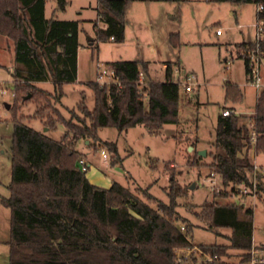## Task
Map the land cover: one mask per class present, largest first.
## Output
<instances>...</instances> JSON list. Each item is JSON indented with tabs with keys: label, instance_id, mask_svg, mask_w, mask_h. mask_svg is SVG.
<instances>
[{
	"label": "trees",
	"instance_id": "trees-1",
	"mask_svg": "<svg viewBox=\"0 0 264 264\" xmlns=\"http://www.w3.org/2000/svg\"><path fill=\"white\" fill-rule=\"evenodd\" d=\"M57 10L65 11L69 0H57ZM134 0H98L99 21L95 23V47L101 41L125 40L127 11ZM155 2L185 0H150ZM234 6L255 4L264 7V0H209ZM48 0H0V36L13 42L15 68L12 72L15 86L13 113L12 175L9 195L0 198L10 217V264H177L179 249L196 247L188 240L192 227L182 233L177 221L180 216L178 199L184 195L176 182L172 167L170 203L154 197L148 189L143 197L129 188L113 182L109 188L97 186L79 166L83 154L77 150L83 139L95 148L106 147L114 156L117 144L101 142V127H114L120 132L144 125L151 134L160 135L165 125L180 122L181 108L193 104L189 93L173 80V63H168L166 81L155 82L149 76L146 62L113 61L108 63L119 83L101 85L89 82L95 97L91 110L85 100L71 111L66 119L54 105L64 95V85L78 79V55L82 46L81 20L47 18ZM264 17V11L260 13ZM176 18H179L177 15ZM177 35H171L174 47L180 46ZM256 44L236 45V54L245 59ZM264 51V43L261 46ZM250 77L249 61L245 59ZM147 85L139 84L140 72ZM52 81L55 93L36 86L38 82ZM35 100L39 108L35 116L45 120L48 130L62 123L66 132L60 140L30 128L19 114L20 103ZM148 99V109L145 108ZM242 89L226 85V101H243ZM224 110H235L226 107ZM223 110V111H224ZM257 134L256 152L264 153V90L257 99L251 116L235 113L217 120L215 140L208 167L220 175L224 191L214 192V198H228L239 194V187H252L255 165L249 157L252 148V130ZM197 143V140L194 144ZM192 166H202V157L194 151ZM257 194L264 199V175L259 173ZM232 186L231 190L227 188ZM140 192V191H139ZM155 205V207L152 206ZM194 215L208 224V229L220 234L228 228L229 244L198 246L213 257L212 262L200 263V257L191 256L187 264H225L230 251H240L241 263H250L253 255L254 210L244 205L207 201ZM255 258L264 262V245L257 247Z\"/></svg>",
	"mask_w": 264,
	"mask_h": 264
},
{
	"label": "rangeland",
	"instance_id": "rangeland-1",
	"mask_svg": "<svg viewBox=\"0 0 264 264\" xmlns=\"http://www.w3.org/2000/svg\"><path fill=\"white\" fill-rule=\"evenodd\" d=\"M57 0H48L46 16H58L60 19L84 20L80 36L82 47L78 55V79L64 85V95L54 105L66 119L71 111L85 100L92 110L95 97L89 82H97L98 64L107 65L109 61L121 58L133 61H150L154 79L165 77L164 61L180 62L174 67L173 80L181 85L188 77L195 76L190 83L194 91L189 93L193 104L181 108L180 122L163 127L160 135H154L144 125L120 132L114 127H101L98 136L101 142H114L118 147L115 154L106 147L95 148L89 141L81 139L77 150L93 163L94 170L105 177L129 188L134 194L143 197L146 189L157 199L170 203L172 167L176 182L183 188L184 195L178 199V225L192 227L189 233L191 242L196 245L229 244L227 238L232 234L228 228L216 232L208 229V224L194 215L201 211L207 201L244 205L254 210L253 255H259L257 247L264 245V199L233 194L228 198L216 197L211 189L210 172L207 166L212 160L211 153L215 140L216 125L224 108L233 107L237 115L250 116L255 112L259 93L264 90V78L258 88L246 73L245 60L236 54V45L256 41L258 7L255 4L234 6L229 3L210 2L209 0L177 1H138L134 0L127 11V31L122 43L112 40L101 41L95 47L90 40L95 37V23L98 20V0H69L65 11L57 10ZM80 12H84L81 14ZM177 15L179 18H176ZM150 25L154 28V38L144 33L137 37L138 25ZM221 30V34L217 31ZM174 32V34H173ZM177 32V33H176ZM177 35L179 47H174L169 35ZM264 56V54H263ZM264 73V57L261 63ZM15 68L13 42L0 36V198L9 195L12 175V139L13 113L5 104L14 105L15 86L12 72ZM235 84L242 89L244 98L240 103L226 101V85ZM37 87L51 94L55 93L52 81L38 82ZM145 98V108L148 109ZM39 105L35 100L20 103L19 114L24 123L37 131L48 134L54 140H60L66 132V126L58 124L56 129L48 130L45 118L35 116ZM197 140V143L194 142ZM107 152L103 159L101 150ZM198 154L206 151L202 157V166H192L194 151ZM249 157L254 165L264 167V153H257L252 146ZM205 164V165H204ZM218 188L224 191L220 175L216 174ZM232 186L228 187L230 191ZM243 189V187H239ZM140 191V192H139ZM155 207L154 204H152ZM10 210L0 202V264H9ZM231 256L223 259L225 264L241 263L237 256L240 251L231 250ZM247 264V263H245ZM262 264V263H259Z\"/></svg>",
	"mask_w": 264,
	"mask_h": 264
},
{
	"label": "built area",
	"instance_id": "built-area-1",
	"mask_svg": "<svg viewBox=\"0 0 264 264\" xmlns=\"http://www.w3.org/2000/svg\"><path fill=\"white\" fill-rule=\"evenodd\" d=\"M263 11H264V7L259 6L258 7L257 23L255 24L256 48L252 52H248L246 57H245V59H247L249 61V66L251 69L250 79L254 81V83L257 85L258 88H261V86H262L261 81L264 78V73L262 72V67H261L263 54H264V51L261 48L262 44L264 43V17L260 16V13H262ZM217 34L218 35L221 34V30H218ZM97 76H98L97 82L100 83L101 85H110L112 83H119L118 78H117L114 70L109 65L104 66V64H98ZM194 79H195V76L191 75L190 77H188L187 82L182 85V88L185 92L190 93V92L194 91V88H193L192 84L190 83ZM139 84L141 86L147 85L146 76H145V73L143 71L140 72ZM0 93L5 94L6 89L0 88ZM233 113L236 114V112L233 110H224L222 112V114L224 116H229ZM249 126L252 130L250 140L252 142V146L255 147L256 143H257V134L253 130V128H254L253 122L249 123ZM101 155H102L103 159L108 158L107 152L104 149L101 150ZM78 162H79V166L83 172H89V170L92 166L87 161L86 158L82 157L79 159ZM259 173H262L264 175V167L259 168L255 165V172L253 174L252 187L248 188V187L244 186L243 189H239L240 194H242L244 196L251 195L253 197H258V194H257L258 178H257V176ZM215 175H216L215 173H212L210 176L212 178L211 189L213 192H220L222 190L218 188L217 181L215 179ZM180 230L182 233H184V234L186 233V228L184 225L181 226ZM188 240L191 241L190 237L188 238ZM193 254H196L200 257V263L213 261V257L209 253L204 252L201 248L196 246L193 249H179L177 251V264H187L188 261L191 259V256ZM262 262L263 261L258 260L257 258L254 257L253 260L248 264H257V263H262Z\"/></svg>",
	"mask_w": 264,
	"mask_h": 264
},
{
	"label": "crops",
	"instance_id": "crops-1",
	"mask_svg": "<svg viewBox=\"0 0 264 264\" xmlns=\"http://www.w3.org/2000/svg\"><path fill=\"white\" fill-rule=\"evenodd\" d=\"M138 1H150V0H138ZM151 2V1H150ZM152 2H155V1H152ZM81 14H83L84 12H80ZM52 17H58V16H52ZM81 21H84V20H81ZM136 25H138L137 30V37L138 39L140 40L141 36L144 34V33H148L150 34V37L151 38H154V28L150 25H143L141 22L139 23H134ZM102 27H105L104 25L101 24ZM95 29V28H94ZM82 30L88 34L87 30L84 28L83 24H82ZM126 31H127V26H126ZM82 33V31H81ZM81 33H80V36H81ZM177 33V32H176ZM174 34V32H173ZM172 35V33H171ZM171 35H169L168 39H170ZM80 42H81V39H80ZM246 43V42H244ZM252 43V42H250ZM82 47V46H81ZM121 58H119L118 60H112V61H109L107 63H111L113 61H133V60H126L124 58H122V56H120ZM264 57V56H263ZM142 62H146L148 64V67H149V76L152 78L153 81L155 82H165L166 81V70H167V65L168 63H173L174 64V67L177 66V67H181V64L180 62H177L176 64L173 62V61H164L163 62V70L165 72V77L164 78H160V79H154L152 77V74H151V62L150 61H142ZM108 65V64H107ZM174 67H173V73H174ZM235 111V110H234ZM254 114V113H253ZM251 116V115H250ZM89 144V143H87ZM83 154V153H82ZM83 157L87 159V161L91 164L92 167L93 166V163L91 162V160L88 158V156L84 155L83 154ZM87 177L89 178V180L91 181V183L97 185V186H101V187H104V188H109L113 182H116L114 179H110L108 177H105L103 176L102 174L100 173H97L96 174V171L94 170L93 172H88L87 173ZM10 238V237H9ZM9 241V240H8ZM8 244V242H7ZM9 246V245H8ZM9 250H10V247H9ZM9 264H10V251H9ZM237 264H241V263H237ZM242 264H245V263H242ZM248 264V263H247ZM259 264V263H257ZM262 264H264V262H262Z\"/></svg>",
	"mask_w": 264,
	"mask_h": 264
},
{
	"label": "water",
	"instance_id": "water-1",
	"mask_svg": "<svg viewBox=\"0 0 264 264\" xmlns=\"http://www.w3.org/2000/svg\"><path fill=\"white\" fill-rule=\"evenodd\" d=\"M90 42H91L90 44L93 45V41H92V39L90 40ZM30 98H31V95H28L27 97H25V100H29ZM5 107H6V109L9 110V109L11 108V105L6 103V104H5ZM199 155H200V156H206V151H201V152L199 153Z\"/></svg>",
	"mask_w": 264,
	"mask_h": 264
}]
</instances>
